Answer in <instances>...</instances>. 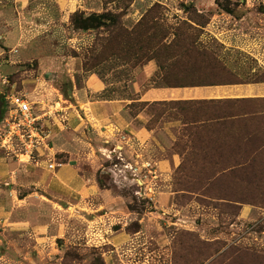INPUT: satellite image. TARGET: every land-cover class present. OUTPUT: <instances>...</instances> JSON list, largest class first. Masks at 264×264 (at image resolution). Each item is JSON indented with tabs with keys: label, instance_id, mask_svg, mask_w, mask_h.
<instances>
[{
	"label": "rangeland",
	"instance_id": "obj_1",
	"mask_svg": "<svg viewBox=\"0 0 264 264\" xmlns=\"http://www.w3.org/2000/svg\"><path fill=\"white\" fill-rule=\"evenodd\" d=\"M221 1L231 11L221 8L217 0H52L49 6L38 0L34 8L83 4L95 8L82 11L86 16L108 12L117 21L106 20V27L82 30L72 23L76 11L66 22L55 15L52 18L60 20L59 24L47 30V37L43 33L33 37L39 27L31 23L24 30L18 29L20 37L31 43L16 46H9L0 30V51L5 52L0 64L10 55L30 57L38 52L68 56L64 63L56 62L51 76H37L42 77L37 90L36 59L22 64L19 73L0 71L4 109L0 122L5 118L11 122L28 119L26 129L34 123L36 136L47 134L45 119L56 116L63 120L56 108L41 107L43 100L59 99L56 90L68 88L69 72H62L61 65L70 68L71 64L78 70L76 81L79 86H87L90 92L83 93L92 100L101 96L136 98L151 86L209 82L250 84L239 90L237 86L226 88L224 93H259L248 97L251 101L241 108L242 115L248 114L255 124L231 133L232 137H242L240 145L238 140L224 137L226 134L208 138L215 128L210 122H201L221 121L217 114L193 115L184 105L187 110L183 113L173 110L179 105H149L156 115L154 125L167 109L169 115L177 114L191 123L178 125L175 141L168 148L182 160L168 179L169 189L160 187L158 166L143 155V149L132 150L133 157H128L125 147L101 148L99 157L107 166L101 173L102 180L111 195L103 197L94 209L100 207L105 216L95 220L93 214L97 213L88 208L93 217L84 219L71 206L72 216L64 224L59 213L55 242L61 252L55 264H264V0ZM118 35L119 43L114 39ZM94 74L105 85L98 96L88 88L93 83L89 75ZM257 87L261 90L255 92ZM12 96L28 101L27 117L13 114L10 119ZM143 106L134 104L129 111L134 113ZM168 114L165 119L174 118ZM84 138L88 142H81L83 150L94 155L89 143H99L100 139L94 134ZM120 146H126L128 152L132 141ZM162 189L170 193L168 197L163 193L166 198L160 199L158 192ZM112 196L123 203H113ZM119 233L122 236L114 237Z\"/></svg>",
	"mask_w": 264,
	"mask_h": 264
},
{
	"label": "crops",
	"instance_id": "obj_2",
	"mask_svg": "<svg viewBox=\"0 0 264 264\" xmlns=\"http://www.w3.org/2000/svg\"><path fill=\"white\" fill-rule=\"evenodd\" d=\"M36 1L38 0H0V30L3 31L1 35L6 38L9 46H16L21 42L31 43L30 39L20 37L18 30L20 28L24 30L31 23L39 27L36 29L39 31L33 33L34 37L40 33L46 34L47 30L58 26L60 20L52 18L55 15L61 16L62 21L66 22L71 13L77 10L92 11L95 9L86 8L83 4L76 5L74 8H34ZM40 1L49 6L52 0ZM41 2L37 4L40 5ZM26 14L28 18L24 21ZM4 53L0 51V57ZM37 53L31 54L30 57L21 54L20 57L10 55L9 60L4 58L3 62L7 64L0 70L1 74L2 72L19 73L24 68L22 64L36 59L38 61V75H36L38 81L34 80V84L36 90L39 89L42 77L37 76H51L52 69L60 60L64 63L68 56L58 57L52 53L44 55ZM4 64H0L1 67ZM61 66L62 72L66 70L69 72L68 88L66 90L67 86H65L59 90L54 89L58 92L59 99L43 100L41 107L49 110L56 108L61 111L63 120L61 121L56 116H52L50 120L45 119L49 127L48 132L36 139L37 145L33 149V154L17 153L13 150L7 152L0 148V264H55L54 259L61 252L55 242L58 237L55 230L56 222L60 221L59 213L63 214L64 224L69 222L72 216L69 211L71 206L84 219L87 215H90L89 218L95 215V220L105 216L101 215L100 207L94 209L103 202L101 201L103 197L111 195L109 189L102 188L98 182L97 173H102L107 168L99 157L101 148L107 149L115 145L120 148L125 147L128 157H133L132 150L143 149V155L158 166L159 170L156 172L162 175L160 187L169 189L168 179L179 168L182 160L178 153H172L168 148L172 141H175L176 129L181 125L186 127L191 123L177 114L169 115L170 110L167 109L158 116L159 120L154 125L152 121L156 115L148 108L149 105L157 101H188L190 103L181 105L187 107L188 113L193 115L201 113L203 116L209 114L210 117L217 114L223 118L221 121L210 119V121L201 122V124L210 122L211 127L215 128L209 131L208 138L216 134L223 136L226 134L224 137L228 140L233 138V142L238 140L239 145L242 137H232L231 133L236 134L239 130L244 131L246 127L253 125L252 123L255 124L251 122L253 119L250 117L240 115L242 114L241 108L246 102H238L229 106L213 102L214 100L241 99L259 95V93L249 95L246 92L244 94L224 93L226 88L231 89L237 86L239 90L242 86L250 85L248 83L233 82L222 85L209 82L188 86H151L143 90L136 98L101 96L94 97L95 99L92 100L87 99V95L83 93L84 90L87 93L90 92L86 89L87 86H79L76 81L78 70L76 71L71 64L70 68ZM89 76L93 83L88 88L98 96L104 91L105 85L95 74ZM258 90H261L260 87H257L255 92ZM203 100L210 103H205V105L200 103L201 107L194 103ZM134 104H144V106L132 113L129 109ZM173 110H177V113L181 112L177 106H174ZM165 114L174 118L165 119ZM227 115L236 117H223ZM196 124L199 125L197 122ZM92 134L100 140H97L99 143L94 141L89 143L94 150V155H88L83 150L81 142L87 141L84 137ZM123 136L129 138L128 142L132 141L128 152H126V146H120L124 143ZM52 161L63 164L52 170L48 167ZM158 193V198L162 199L168 197L170 192L165 193L162 189ZM163 193L166 197L162 196ZM168 199L172 201L173 197L170 196ZM119 200L120 198L112 196V202L116 203ZM120 201L123 203L122 200ZM88 208L97 214L92 216ZM121 234L123 233L116 234L114 237L118 238L122 236Z\"/></svg>",
	"mask_w": 264,
	"mask_h": 264
},
{
	"label": "built area",
	"instance_id": "obj_3",
	"mask_svg": "<svg viewBox=\"0 0 264 264\" xmlns=\"http://www.w3.org/2000/svg\"><path fill=\"white\" fill-rule=\"evenodd\" d=\"M11 104L14 105L10 110L11 113V118H13V114H20L23 115L24 117H27V114L30 111V106L28 104V101L25 100L22 97L19 96H12L11 98ZM4 121L0 122L2 129L0 130V148L1 149H6L8 151L13 150L17 153H30L33 154V149L37 145L36 139L40 138L39 136H36L35 131L38 132L37 127H33V124L29 126V129H26V124L25 121L28 120L26 119L25 121L23 119L17 121V122H11V120L5 118L3 119ZM19 131V132H17ZM35 134V135H34ZM18 135V136H16ZM123 141L129 140L127 136L122 137ZM21 146V147H20ZM25 148V150L21 151V148ZM28 147L31 149L28 151ZM16 155L18 156V154ZM63 163L62 162H55L52 161L49 164V168L54 170L56 167L61 166Z\"/></svg>",
	"mask_w": 264,
	"mask_h": 264
},
{
	"label": "trees",
	"instance_id": "obj_4",
	"mask_svg": "<svg viewBox=\"0 0 264 264\" xmlns=\"http://www.w3.org/2000/svg\"><path fill=\"white\" fill-rule=\"evenodd\" d=\"M217 2L219 3V5H221V8L225 9L226 11H231L229 10L230 7L228 5H226L225 3H223L221 0H217ZM106 20L110 21L111 20H114V24H116V21L117 19H115V16L112 14V13H108V12H105V13H102V14H96V13H93V14H90L88 16L85 15V13H83L82 11H76L73 16H72V23L74 24V26L77 28V29H82V30H89V29H100V28H103V27H106L108 26L107 25V22ZM119 38L120 36H116L114 37V39H116V41H118V43L120 42L119 41ZM118 39V40H117ZM104 45V44H103ZM156 56V54H154ZM154 55L151 56L154 57ZM251 101V99H248L247 98H241V99H226V100H214L213 102H215V104H224V105H230V104H236L238 102H249ZM255 101V99L253 100ZM193 103V101H191ZM196 102H199V103H210L209 101L207 100H203V101H196ZM159 104V103H163V104H172V105H179L178 107L180 108L181 110V113H183L184 111H186L185 109H183V107H181L182 104H186V103H190L188 101H170V102H156L155 104ZM3 97L0 96V119L2 118V113L4 111V109L2 108L3 107ZM2 105V106H1ZM242 117H249L248 114H244L242 115ZM223 117H236L235 115H227V116H223ZM98 174V182L100 184V186L102 188H105V187H108L107 184L102 180V174L101 172L97 173Z\"/></svg>",
	"mask_w": 264,
	"mask_h": 264
}]
</instances>
